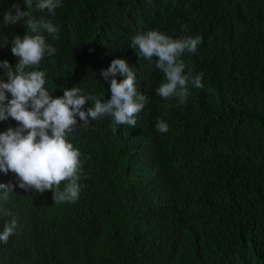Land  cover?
Returning <instances> with one entry per match:
<instances>
[{
  "label": "trees",
  "instance_id": "16d2710c",
  "mask_svg": "<svg viewBox=\"0 0 264 264\" xmlns=\"http://www.w3.org/2000/svg\"><path fill=\"white\" fill-rule=\"evenodd\" d=\"M13 3L25 6L0 0V12ZM34 14L58 28L47 42L56 52L36 68L53 98L76 86L110 99L101 70L125 59L148 102L135 127L114 132L101 117L67 137L82 166L73 203L55 204L52 191L21 189L0 172V184L17 185L7 200L0 190V232L17 220L0 242V264H264V0H61L54 16ZM150 30L202 37L181 57L186 72L204 74L186 104L156 94L164 80L156 58L130 47ZM5 35L0 61L14 67ZM16 126L0 121V132Z\"/></svg>",
  "mask_w": 264,
  "mask_h": 264
},
{
  "label": "clouds",
  "instance_id": "9594fccd",
  "mask_svg": "<svg viewBox=\"0 0 264 264\" xmlns=\"http://www.w3.org/2000/svg\"><path fill=\"white\" fill-rule=\"evenodd\" d=\"M21 1L25 6L13 3L0 12V35L6 33L2 44L6 47L12 44L8 53L17 58L14 67L7 60L0 61L3 76L7 77V81L0 79V121L11 118L17 122L16 127L0 132V172L13 173L21 189L39 193L52 191L55 204L73 203L81 190L82 166L79 150L67 137L77 126L86 129L90 121L101 117H111L114 132L118 125L135 127L136 117L148 97L138 91L136 73L128 62L114 59L101 70L103 80L110 82V99L85 94L76 86L65 88L62 97L53 98L44 87L46 72L36 68L46 54L51 56L56 52L47 42L57 38L58 28L44 15L38 17L34 13L46 11L54 16L61 0ZM9 30L13 31L9 33ZM201 43L199 35L173 39L150 30L135 35L130 47L137 51L139 58L148 61L156 58L155 66L164 76L156 94L165 101L175 97L178 104L183 105L187 103L189 84L203 88L204 74H193L190 68L186 72L181 57L185 53L195 54ZM117 74L124 79L118 81ZM86 104L89 106L85 110ZM155 128L158 133L168 131L167 123L159 119ZM61 182H66L62 190ZM16 186L11 182L0 184L3 199L7 200ZM5 215L12 213L5 211ZM16 227L15 218L5 222L0 242L7 244Z\"/></svg>",
  "mask_w": 264,
  "mask_h": 264
}]
</instances>
